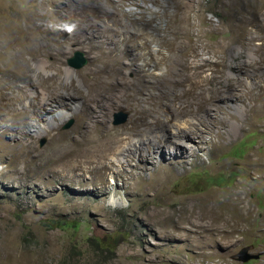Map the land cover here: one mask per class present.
Here are the masks:
<instances>
[{"label":"rangeland","instance_id":"1","mask_svg":"<svg viewBox=\"0 0 264 264\" xmlns=\"http://www.w3.org/2000/svg\"><path fill=\"white\" fill-rule=\"evenodd\" d=\"M186 1L0 0V19L17 27L10 36L0 32V264H242L236 256L246 247L255 259L243 264H264V0ZM75 54L87 62L81 70L67 65ZM240 54L243 60L236 61ZM250 58L258 63L250 69L255 81L242 69L253 65ZM218 63L225 66H218L220 82L201 83L213 69L197 71V78L194 68ZM70 72L79 104L87 90L78 87L86 80L108 91L110 129L126 130L139 115L140 136L130 144L154 137L147 126L166 122L174 108L199 104L197 96L214 101L229 89L228 77L247 107L236 104L228 116L211 107L218 123L201 120L206 142L188 145L186 159L166 151L154 164L134 167V160L122 163L117 155L109 159L114 169H104L97 145L89 149L72 139L83 114L66 113L63 98L55 96L69 97ZM34 88L42 118L23 109ZM59 112L68 117L43 133ZM115 114L127 121L115 126ZM199 115L206 118V112ZM188 120H173L172 131ZM54 137L60 139L55 146ZM71 153L79 156L71 160ZM88 160H94L90 167ZM73 162L90 174L75 177L66 167Z\"/></svg>","mask_w":264,"mask_h":264},{"label":"bare ground","instance_id":"2","mask_svg":"<svg viewBox=\"0 0 264 264\" xmlns=\"http://www.w3.org/2000/svg\"><path fill=\"white\" fill-rule=\"evenodd\" d=\"M188 1V0H187ZM186 1V4L188 3ZM58 2V1H57ZM185 3V2H184ZM63 6V5H62ZM61 7V6H60ZM59 7V8H60ZM185 7V4L183 6V8ZM113 9V8H112ZM186 9V7H185ZM194 9V8H193ZM58 10V9H57ZM256 10V9H255ZM254 10V11H255ZM190 11V10H189ZM251 11V10H250ZM179 12V11H177ZM188 12V10H187ZM252 12V11H251ZM256 15V13H254ZM251 15V13H250ZM253 15V14H252ZM45 16V15H44ZM37 18V17H36ZM250 18H252L250 16ZM257 17L254 18V20H256ZM15 20V19H14ZM13 20V23H15V21ZM18 20V19H17ZM257 21V20H256ZM255 21V22H256ZM12 22V21H11ZM20 22V21H19ZM254 22V21H253ZM254 22V23H255ZM9 23V22H8ZM13 23H10V24H13ZM18 23V22H17ZM207 23V22H206ZM20 24V23H19ZM18 24V25H19ZM32 24V23H31ZM92 24V23H91ZM206 25V24H204ZM32 27V26H31ZM35 27H37L35 25ZM17 28V27H16ZM16 28L15 27H11L8 26L7 24V20H5V18H1L0 19V32H4L5 35L7 36H10V35H13L15 32H16ZM38 28V27H37ZM193 28V27H192ZM261 28V27H260ZM34 29V28H33ZM96 29V28H95ZM169 29V28H168ZM262 29V28H261ZM21 30V29H20ZM39 30V29H38ZM91 30V29H90ZM93 30V29H92ZM41 31V30H40ZM95 31V30H94ZM260 31V30H259ZM20 32V31H19ZM85 32V31H84ZM98 32V30H97ZM100 32V31H99ZM21 33V32H20ZM24 33V32H23ZM95 34V33H94ZM17 36V35H16ZM13 37V36H12ZM18 46V45H17ZM19 47V46H18ZM264 47V46H263ZM183 49V48H182ZM264 48H262L263 50ZM261 50V51H262ZM252 52V51H251ZM256 52V51H255ZM254 53V52H253ZM261 53V52H260ZM259 53V54H260ZM264 54V53H263ZM262 54V56H263ZM197 55V54H196ZM230 55V54H229ZM228 55V56H229ZM251 56V55H250ZM253 56V55H252ZM251 56V57H252ZM261 56V57H262ZM185 57V56H184ZM223 58V57H222ZM243 55H238V57H236V61H239V60H243ZM258 58V57H257ZM260 58V57H259ZM133 59V58H132ZM5 60V59H4ZM225 60V59H224ZM250 60L253 62V65H247V64H242V69H243V72H244V77L247 78V80H251V81H255L252 77H255V73L254 72H250V69L252 68V70L254 69L253 67L254 66H257L258 63L257 61L254 59V58H250ZM263 60V59H261ZM260 60V61H261ZM236 61H234L236 63ZM259 61V60H258ZM3 62V61H2ZM23 62V61H22ZM21 62V63H22ZM233 62V63H234ZM251 62V63H252ZM25 63V62H24ZM222 63V62H221ZM240 63V62H239ZM262 63V62H261ZM14 64V63H13ZM28 64V63H27ZM213 64V63H212ZM212 64H206V65H209V66H197L194 68L195 72H196V77L198 78V74L197 71L201 72L203 71L205 68H211L213 69L212 72H211V77L204 81H200L201 83L203 84H208V85H212L214 83H216L217 79H215V76H217L216 74L219 72V67H225V66H221L219 63L218 64H215V65H212ZM241 64V63H240ZM23 65V64H22ZM262 65V64H261ZM135 66V65H134ZM237 66V64H236ZM263 66V65H262ZM18 67V66H16ZM20 67V66H19ZM230 67V66H229ZM21 68V67H20ZM47 68V67H46ZM188 68H189V65H188ZM193 68V67H192ZM227 68V67H226ZM19 69V68H18ZM16 69V70H18ZM45 69V67H44ZM210 69V70H211ZM238 69L237 67H234V71ZM20 70V69H19ZM50 70V69H49ZM137 70V68H136ZM193 70V69H192ZM130 71V70H129ZM132 71V70H131ZM134 71V69H133ZM230 71V70H229ZM49 72V71H48ZM128 72V71H127ZM233 72V71H232ZM17 73V71H16ZM20 74V72H18ZM23 73V72H21ZM37 76H36V79L37 80H40V75H39V72H37ZM57 73V72H56ZM55 73V74H56ZM202 73V72H201ZM221 73V72H220ZM238 73V71H237ZM15 74V72H14ZM13 74V75H14ZM24 74V73H23ZM32 74V73H31ZM69 74V73H68ZM72 72H70V79H69V87L68 89H70L69 93L65 92L66 94L69 95L68 98H64L62 97V93L58 92L55 96H59L60 98H63V103L66 105V108H67V112H71V116H76L77 114H83V118H82V121H81V124L78 128V132H79V136H74V138L72 137V139L74 140V143H77L78 141H82L83 142V146L85 147L86 144L89 143V149H91V145L92 143H94L95 145H97L96 147H99V150H98V158H99V162L102 164V168H110L112 169V163L109 161L110 157L112 159V156H117V155H122V163L123 160H126L127 158H130L132 160H134L133 162H135V166L138 164V165H141L143 164L144 162H150V164H154V160L156 159V156L155 155H160L163 157H165V152H167L168 155L170 156H176V154H179L180 155V159H183V158H188L190 157V155L192 154V150L188 147V145H194V146H197L198 144H204V142H206L204 136H202V133H203V128L204 127L206 129V119L207 121L211 120L214 124L218 123V118L216 116H212L210 115V111L211 110V107H214L216 109V112H218L219 114H232V112L235 114V110H237V107H236V104L238 105H241L243 106L244 105V99L241 97V95L239 94L238 92V88H236V86L234 85H230V82L231 80L230 79H225L227 81V83H229V89L227 91H220V93L214 97L215 100L214 101H211V100H203L201 97L199 98V96H197V99L200 101L199 104H192V103H188V104H184L183 106H181L180 109H175V114H172L171 112L170 113H167V115L169 117H167L166 119V122H163L161 121L160 119H155L154 120V124H153V127L155 129H152L150 126H147L146 129L150 131V136H151V133H154L155 136L152 137V138H147V139H138V141L134 144H130L131 143V140L132 138L134 137H138L140 136V132L137 131V129L135 127H137L140 123H143L138 116L134 115L133 117V125L132 127H128V129L126 130H115V129H110V127L107 126V121L106 119L104 118V115L105 113L109 111L110 107L112 106L111 104V101H110V96H107V90H103L102 87L103 85L100 83H98L97 85H92V84H89V80H86V86H79L78 89H86L87 90V95L86 97L84 98V100L79 104V102L77 101V98L78 96L75 94V93H72L71 90L73 89V81H72ZM136 74V73H135ZM224 74V73H223ZM241 73H239L240 75ZM264 74V73H263ZM17 75V74H16ZM22 75V74H21ZM36 74H34L35 76ZM49 75V74H47ZM53 75V74H52ZM195 75V74H194ZM222 75V74H221ZM259 75V74H258ZM18 76V75H17ZM203 75L200 76V78L202 77ZM264 76V75H262ZM16 77V76H15ZM14 77V78H15ZM24 77V76H23ZM165 77V76H164ZM235 77V76H234ZM242 77V76H241ZM257 77V76H256ZM255 77V78H256ZM19 78V77H17ZM21 78V77H20ZM19 78V79H20ZM32 78V77H31ZM35 78V77H34ZM53 78V77H52ZM143 78V77H142ZM196 78V79H197ZM237 78V77H236ZM243 78V77H242ZM258 78V77H257ZM256 78V79H257ZM262 78V77H261ZM260 78V79H261ZM26 79V78H25ZM29 79V78H28ZM33 79V78H32ZM47 79V78H45ZM163 79V78H162ZM220 79V78H219ZM234 79V78H233ZM238 79V78H237ZM259 79V78H258ZM27 80V79H26ZM48 80V79H47ZM56 80V79H54ZM53 80V81H54ZM243 80V79H242ZM61 81V80H60ZM196 81V80H195ZM238 81V80H237ZM262 81V80H261ZM30 82V80H29ZM32 82V81H31ZM35 82V81H34ZM46 82V81H45ZM67 82V81H66ZM66 82L65 81H62L61 82V86L63 87V90H65L64 86L66 85ZM67 82V83H68ZM143 82V81H142ZM146 82V81H145ZM197 82V81H196ZM217 82H220V81H217ZM223 82V81H222ZM221 82V83H222ZM233 82V81H232ZM260 82V81H259ZM41 83V82H40ZM107 83V82H106ZM191 83V82H190ZM193 83V82H192ZM191 83V84H192ZM226 83V82H224ZM240 83V82H238ZM261 83V82H260ZM259 83V84H260ZM28 84V82H27ZM37 84V83H36ZM59 84V83H58ZM197 83H194V85H196ZM34 85V84H33ZM38 85V84H37ZM36 85V86H37ZM55 85V84H53ZM113 85V84H112ZM222 85V84H221ZM224 85V84H223ZM238 85V84H237ZM242 86H244V83L242 82L241 84ZM240 85V86H241ZM262 85V84H261ZM264 85V84H263ZM41 86L43 87L41 84L38 85V87ZM45 86V84H44ZM56 86V85H55ZM60 86V85H59ZM213 86V85H212ZM254 86V85H253ZM19 87V85L17 86ZM28 87V86H27ZM119 87V86H118ZM252 86L250 85V88ZM40 88V87H39ZM38 88V89H39ZM59 88V87H58ZM215 88V87H214ZM243 88V87H242ZM241 88V89H242ZM245 88L248 89L247 86H245ZM249 88V89H250ZM32 89V88H31ZM30 89V90H31ZM38 89L37 88H34V91L36 92V94H34L33 97H30V101H29V96L28 94L25 96V100H27V103H28V106L25 108L23 107L26 114H31L32 116L33 115H36L37 117L39 118H42V114H38L39 112V107L37 109V106L36 104L38 103L39 101V96H38ZM41 89V88H40ZM44 89V88H43ZM119 89V88H118ZM148 89V88H147ZM207 89V88H206ZM221 89V88H220ZM248 89V90H249ZM26 90V89H25ZM23 90V91H25ZM50 90V89H49ZM55 90V89H54ZM62 90V89H61ZM199 90V89H197ZM209 90V89H208ZM207 90V91H208ZM216 90H218L216 88ZM222 90V89H221ZM58 91V90H57ZM56 91V92H57ZM60 91V90H59ZM68 91V90H67ZM139 91V90H137ZM212 91V90H211ZM243 91V90H242ZM250 91V90H249ZM22 92V91H21ZM26 92V91H25ZM141 92V91H140ZM214 92V90H213ZM219 92V91H218ZM245 92V91H244ZM251 92V91H250ZM30 93V92H29ZM53 93V92H52ZM72 93V94H70ZM212 93V92H211ZM210 93V94H211ZM228 93V94H227ZM241 93V92H240ZM22 94V93H21ZM216 94V92H215ZM214 94V95H215ZM245 94V93H244ZM20 95V93H19ZM25 95V93H24ZM50 95V94H49ZM188 95H190V92H188ZM201 95V94H200ZM22 96V95H21ZM146 96V95H145ZM203 96V95H202ZM206 96V95H205ZM243 96V95H242ZM18 97V95H17ZM23 97V96H22ZM170 97V96H169ZM257 98V97H256ZM19 99V98H18ZM194 99V98H193ZM210 99V98H209ZM213 99V98H212ZM20 101L22 99H19ZM254 100V99H253ZM23 101V100H22ZM42 101H45V99H43ZM142 101V100H140ZM176 101V100H175ZM167 102V101H166ZM195 102V101H194ZM252 102V101H251ZM145 103V101H144ZM143 103V104H144ZM247 103V102H246ZM43 104V103H42ZM119 104V103H118ZM136 104V102H135ZM46 105V104H45ZM173 105V104H172ZM248 105V104H247ZM259 105V104H258ZM73 106H76L74 109L75 111L72 110V107ZM99 106H102L103 108V112L101 111H96L97 107ZM176 107V106H175ZM247 107V106H245ZM245 107L243 106V110L245 111ZM251 107V106H250ZM261 107V106H260ZM259 108V107H258ZM262 108V107H261ZM44 109V111L46 112V107L42 108ZM41 109V110H42ZM168 109V108H167ZM240 109V108H239ZM238 109V110H239ZM260 109V108H259ZM172 110V109H171ZM214 110V109H213ZM212 110V111H213ZM248 110V109H247ZM251 110V109H250ZM257 110V109H256ZM142 111V110H141ZM258 111V110H257ZM14 112V111H13ZM169 112V110H168ZM206 112V115H205V119L204 117H200L199 114L201 113H205ZM241 112H242V107H241ZM247 112V111H246ZM261 112V111H260ZM17 113V112H16ZM40 113V112H39ZM140 113V112H139ZM245 113V112H244ZM256 113V112H255ZM258 113V112H257ZM15 114V113H13ZM215 114V113H214ZM19 115V114H18ZM145 115V114H144ZM217 115V114H216ZM227 115V116H228ZM20 116V115H19ZM232 116V115H231ZM252 116V115H251ZM68 117L67 114H63L61 112L57 113L56 115H53L52 114V118H51V123H48L46 124V126L44 128H41V130L43 131V133H48L50 132V129L53 127H55V123H61L63 122L66 118ZM142 117V116H141ZM153 118V117H152ZM185 118H190V120L186 121V122H183V125L182 126H179L180 128L178 129H174L175 131H172V121H177L179 119H185ZM7 119V118H6ZM8 119H10V117H8ZM15 119V117L13 118V120ZM16 119H19L17 118L16 116ZM147 119V118H146ZM154 119V118H153ZM201 120L205 123L204 125L201 124ZM220 120V119H219ZM8 121V120H7ZM11 121V120H10ZM127 121V120H126ZM173 121V122H174ZM185 121V120H184ZM196 121V122H195ZM14 122V121H13ZM12 122V123H13ZM33 122V121H32ZM40 122V121H39ZM220 122V121H219ZM246 122V121H245ZM41 123V122H40ZM240 123H243V122H240ZM3 124H6L3 122ZM14 124V123H13ZM16 124V123H15ZM14 124V125H15ZM13 125V126H14ZM208 125V124H207ZM244 125V124H243ZM9 126V125H8ZM36 126V125H35ZM1 127V126H0ZM7 127V126H6ZM10 127V126H9ZM8 127V128H9ZM15 127V126H14ZM183 127V128H182ZM3 128V127H2ZM7 128V129H8ZM223 128V127H222ZM225 128V127H224ZM232 128V127H231ZM238 128V127H237ZM210 129V128H209ZM208 129V130H209ZM212 129V128H211ZM210 129V130H211ZM221 129V128H220ZM233 129V128H232ZM158 130V131H157ZM207 130V129H206ZM218 130V129H217ZM222 130V129H221ZM236 130V129H235ZM147 132V131H146ZM210 133V132H209ZM214 133V132H213ZM217 137L219 138L220 136H223L225 137V131L222 132V131H216L215 132ZM7 134V133H6ZM148 134V133H146ZM89 135V136H88ZM205 135V134H204ZM48 136V135H47ZM58 136V135H57ZM56 136V137H57ZM88 136V137H87ZM230 136V135H229ZM55 138V140H53V145H58L59 144V140H57ZM232 137V136H231ZM213 138V137H212ZM216 138V137H215ZM227 138H229L227 136ZM232 139V138H231ZM22 140V139H21ZM20 140V141H21ZM23 141V140H22ZM21 141V142H22ZM20 143V142H19ZM221 143V142H220ZM52 145V147H53ZM125 145V146H124ZM11 146V145H10ZM19 147V146H18ZM17 147V148H18ZM83 147V148H84ZM51 148V147H50ZM87 148V147H86ZM58 149V148H57ZM87 149V151L89 150ZM170 149V150H169ZM47 150H49L47 148ZM60 150V149H59ZM97 151V149H95ZM199 150V149H198ZM82 151V150H81ZM86 151V152H87ZM94 151V152H96ZM177 151V152H176ZM190 151V152H189ZM57 152V150H56ZM59 152V151H58ZM89 152H91L89 150ZM49 153V152H48ZM84 153V152H83ZM93 154V151L91 153V155ZM54 155V154H53ZM85 155V154H84ZM88 155V154H87ZM96 155V154H95ZM79 156L78 153H71L69 155V158L71 160H73L74 158L76 159V157ZM89 156V155H88ZM94 156V155H92ZM81 157V156H80ZM86 157V156H85ZM87 158V157H86ZM96 158V159H98ZM114 158V157H113ZM121 158V157H119ZM83 159V158H82ZM94 159V160H96ZM137 159V160H136ZM256 159V158H255ZM94 160L90 161L88 160L85 161L86 164L88 167H90L89 165L92 164V162H94ZM113 160V159H112ZM115 160V159H114ZM116 161V160H115ZM252 161V160H251ZM69 164H71V162L68 160ZM84 162V163H85ZM96 162V161H95ZM74 163V162H73ZM71 166L67 165L66 167H70V171H71V174H73L75 177H76V173H82L83 175H86L87 173H89V171L87 170V166H82V164L80 165L78 162L74 163ZM68 164V163H67ZM114 164V163H113ZM121 164V163H119ZM255 164V163H254ZM122 165V164H121ZM125 166V165H124ZM127 166V165H126ZM94 167V166H93ZM117 168V167H116ZM129 168V167H128ZM96 169V168H94ZM99 169V167H98ZM114 169V168H113ZM112 169V170H113ZM119 169V168H118ZM157 169V168H156ZM92 170V169H90ZM115 171V170H114ZM117 171V169H116ZM163 172V171H162ZM68 173V172H67ZM112 173V172H111ZM69 174V173H68ZM90 174V173H89ZM67 176V175H65ZM71 177V175H70ZM67 179V178H66ZM70 180V179H69ZM106 180V179H105ZM154 180V179H153ZM66 181V180H65ZM160 181V180H159ZM157 182V180H156ZM161 184V183H160ZM153 185V184H152ZM158 185V184H156ZM155 188V187H154ZM148 189H150L148 187ZM152 190V189H151ZM207 197V196H206ZM211 199V198H209ZM214 199V197H213ZM227 201V200H226ZM229 202V201H227ZM202 203V202H201ZM200 203V204H201ZM203 204V203H202ZM205 206V205H204ZM207 213V212H205ZM229 213V212H227ZM209 215V214H208ZM220 218V217H219ZM210 219V218H209ZM212 220V218H211ZM181 233V232H180ZM178 237V236H177ZM223 240V239H222ZM224 244V243H223ZM226 244V243H225Z\"/></svg>","mask_w":264,"mask_h":264},{"label":"water","instance_id":"3","mask_svg":"<svg viewBox=\"0 0 264 264\" xmlns=\"http://www.w3.org/2000/svg\"><path fill=\"white\" fill-rule=\"evenodd\" d=\"M68 67L74 70H81L83 67H85L87 65V62L84 60L83 55L81 54H75L73 59H71L68 63H67ZM127 120V115L125 114H115L112 117V124H114L115 126L117 125H121L124 124ZM252 250L251 247H246L243 248L242 250H240L236 256V261L240 262V263H247L249 260L251 259H255L253 258L249 252Z\"/></svg>","mask_w":264,"mask_h":264},{"label":"trees","instance_id":"4","mask_svg":"<svg viewBox=\"0 0 264 264\" xmlns=\"http://www.w3.org/2000/svg\"><path fill=\"white\" fill-rule=\"evenodd\" d=\"M95 241V245L97 246V250H102L103 249V244H100L99 242H97L96 240Z\"/></svg>","mask_w":264,"mask_h":264}]
</instances>
